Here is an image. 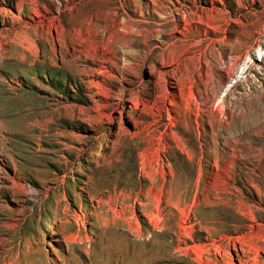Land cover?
<instances>
[{"label":"rangeland","instance_id":"obj_1","mask_svg":"<svg viewBox=\"0 0 264 264\" xmlns=\"http://www.w3.org/2000/svg\"><path fill=\"white\" fill-rule=\"evenodd\" d=\"M0 169V264H264V0H0Z\"/></svg>","mask_w":264,"mask_h":264},{"label":"bare ground","instance_id":"obj_2","mask_svg":"<svg viewBox=\"0 0 264 264\" xmlns=\"http://www.w3.org/2000/svg\"><path fill=\"white\" fill-rule=\"evenodd\" d=\"M59 9V8H57ZM57 11V10H56ZM53 16V15H52ZM57 16V15H56ZM54 19H48V17H46V15H40L39 16V25L42 26V27H47L48 29L50 28H55V27H58L59 26V18L56 17ZM125 29H126V26H124ZM128 27V26H127ZM161 30V29H160ZM166 31V29H165ZM88 33V32H87ZM100 33H104V29L103 28H100V29H97L95 31V35H99L100 38H99V41L97 43V45L95 46L96 49L98 50H101L103 52H108L111 50V52L114 54L115 57H118L119 53L121 52V50L119 48H114L113 50L110 49L111 48V44H110V41L104 36V34L101 36ZM91 43H89V46H90ZM123 52V51H122ZM121 52V53H122ZM88 59H85V62H87ZM120 61V60H119ZM257 63H253L252 65H256ZM250 66H248L249 68ZM126 68V67H125ZM247 68V70H248ZM175 73V72H174ZM193 82V81H192ZM175 89L178 88V82L177 80L175 81ZM147 87L151 88L153 87L154 88V92H155V95H156V111L157 112H160L161 109L165 106V102L166 100H169V102H171V97L172 95H175L174 93L170 92V89H169V84L167 82V79H166V71L165 70H159L157 72V76H156V79L153 83V85L151 84H147L146 85ZM120 89V88H119ZM174 89V90H175ZM179 90V89H178ZM121 91V90H120ZM103 94V93H102ZM105 94V93H104ZM107 94V93H106ZM105 94V95H106ZM112 94V93H111ZM108 95V94H107ZM113 97V96H112ZM148 101L149 98H144L142 95L140 94H135V97L131 100V104L134 106V107H137L139 105V103L142 101ZM222 105H223V98L220 102V104L218 105V107L222 108ZM217 107V108H218ZM220 110V109H219ZM1 170V169H0ZM12 180V179H11ZM13 185V184H12ZM11 188V187H10ZM88 219H84V222H87ZM180 229H183L184 233L188 234L189 233V230L187 229V227L183 224L180 223V226H179ZM1 239V238H0ZM68 242H70L72 244L73 243H76L78 240L74 237H68ZM84 240V239H83ZM183 242V240L181 238H179L177 241H176V245L174 246V249L179 251L180 253H183V254H187L188 253V250L185 249L184 247L181 246V243ZM0 244H3L2 242H0Z\"/></svg>","mask_w":264,"mask_h":264}]
</instances>
